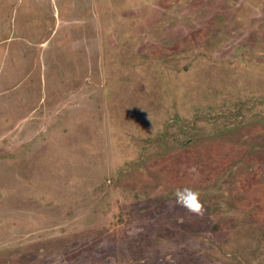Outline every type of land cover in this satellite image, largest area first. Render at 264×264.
<instances>
[{
	"label": "rangeland",
	"instance_id": "1",
	"mask_svg": "<svg viewBox=\"0 0 264 264\" xmlns=\"http://www.w3.org/2000/svg\"><path fill=\"white\" fill-rule=\"evenodd\" d=\"M18 1L0 264H264V0H74L16 28Z\"/></svg>",
	"mask_w": 264,
	"mask_h": 264
},
{
	"label": "crops",
	"instance_id": "2",
	"mask_svg": "<svg viewBox=\"0 0 264 264\" xmlns=\"http://www.w3.org/2000/svg\"><path fill=\"white\" fill-rule=\"evenodd\" d=\"M18 2L19 3L16 6L18 7L19 22H16V25L18 26L16 28H22L25 26L38 27V23L42 21H46V23L53 22L50 21V19H56L58 21L60 19L63 22H69V18L66 16L73 13V9L77 6L74 0H19ZM9 7L11 9V6ZM68 7L73 8L67 11L66 9ZM90 7H92V4L88 3L84 9L85 11H88V14L90 12ZM10 9H4L0 12V18H2V21H0V27H3L2 33H0L2 34V36H0V38H2V43L7 42V39L10 37V28L12 27L11 15L8 20ZM76 10L78 11V8H76ZM74 18L80 20L79 18L81 17L75 16Z\"/></svg>",
	"mask_w": 264,
	"mask_h": 264
},
{
	"label": "clouds",
	"instance_id": "3",
	"mask_svg": "<svg viewBox=\"0 0 264 264\" xmlns=\"http://www.w3.org/2000/svg\"><path fill=\"white\" fill-rule=\"evenodd\" d=\"M176 202L192 212L200 211L199 192L192 189H178Z\"/></svg>",
	"mask_w": 264,
	"mask_h": 264
},
{
	"label": "trees",
	"instance_id": "4",
	"mask_svg": "<svg viewBox=\"0 0 264 264\" xmlns=\"http://www.w3.org/2000/svg\"><path fill=\"white\" fill-rule=\"evenodd\" d=\"M141 68V67H140ZM150 68V67H149ZM149 68H147V67H145V68H143V69H141V72H146V71H149L150 69ZM140 72V73H141ZM124 78H121L120 79V81H122L123 79H130L131 77L129 76V75H126V74H124ZM118 83H120V82H117V83H113L112 82V84L111 85H116V84H118ZM150 83V82H149ZM131 88V87H130ZM130 91V90H129ZM124 91L121 89H118V91H114V90H112V96H110L111 97V103H112V105H111V109H112V111L113 112H115V115H116V113H118V114H123L122 112H120V110H119V108H120V102H119V95L121 94V93H123ZM131 92V91H130ZM119 94V95H118ZM124 94V93H123ZM118 97V98H117ZM128 98L129 97H127L126 99L128 100ZM124 99V98H123ZM126 99H124L125 101H126ZM131 99V98H130ZM129 101V100H128ZM122 103V102H121ZM130 104L132 105V107H135V105H133L134 104V102H130ZM112 112V113H113ZM114 115V116H115ZM5 220H7V218H4V221Z\"/></svg>",
	"mask_w": 264,
	"mask_h": 264
}]
</instances>
